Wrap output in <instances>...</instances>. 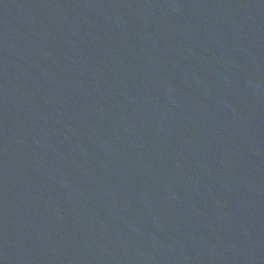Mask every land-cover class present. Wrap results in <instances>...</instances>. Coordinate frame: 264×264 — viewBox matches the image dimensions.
I'll return each mask as SVG.
<instances>
[{
    "label": "water",
    "instance_id": "1",
    "mask_svg": "<svg viewBox=\"0 0 264 264\" xmlns=\"http://www.w3.org/2000/svg\"><path fill=\"white\" fill-rule=\"evenodd\" d=\"M0 264H264V0H0Z\"/></svg>",
    "mask_w": 264,
    "mask_h": 264
}]
</instances>
